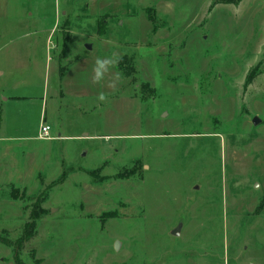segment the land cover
Masks as SVG:
<instances>
[{"label": "rangeland", "instance_id": "1", "mask_svg": "<svg viewBox=\"0 0 264 264\" xmlns=\"http://www.w3.org/2000/svg\"><path fill=\"white\" fill-rule=\"evenodd\" d=\"M29 221L25 264H264V0H0V264Z\"/></svg>", "mask_w": 264, "mask_h": 264}, {"label": "trees", "instance_id": "2", "mask_svg": "<svg viewBox=\"0 0 264 264\" xmlns=\"http://www.w3.org/2000/svg\"><path fill=\"white\" fill-rule=\"evenodd\" d=\"M219 1H223L229 4H237L239 3L241 0H217V2ZM124 60V59H123ZM126 64H124V66H126L129 63V60L126 59ZM35 232H36V221H29L26 223V225L24 226V230L23 232L19 235L18 240L16 241V245H15V264H25L21 258V249L24 245V243L26 241H29L30 239H32L35 236ZM2 240V239H1ZM3 241H6L5 239ZM7 242V241H6Z\"/></svg>", "mask_w": 264, "mask_h": 264}, {"label": "built area", "instance_id": "3", "mask_svg": "<svg viewBox=\"0 0 264 264\" xmlns=\"http://www.w3.org/2000/svg\"><path fill=\"white\" fill-rule=\"evenodd\" d=\"M39 139H41V140L54 139V136L52 135V126L51 125L46 124L44 122L41 124Z\"/></svg>", "mask_w": 264, "mask_h": 264}, {"label": "water", "instance_id": "4", "mask_svg": "<svg viewBox=\"0 0 264 264\" xmlns=\"http://www.w3.org/2000/svg\"><path fill=\"white\" fill-rule=\"evenodd\" d=\"M86 46H87V48H90V45L86 44ZM260 122H261L260 118L258 116H254V118H253V124L257 125ZM181 226H182V223H180L179 225H177V227L175 229H173L171 231V233L173 235H175V236H178L180 234L179 232H180ZM118 247H119V241H116L114 249H118Z\"/></svg>", "mask_w": 264, "mask_h": 264}, {"label": "crops", "instance_id": "5", "mask_svg": "<svg viewBox=\"0 0 264 264\" xmlns=\"http://www.w3.org/2000/svg\"><path fill=\"white\" fill-rule=\"evenodd\" d=\"M66 14L67 16H68V14H67V11H64L63 12V14ZM46 123L45 121H44V119L42 120V122H41V124L42 123ZM41 124H40V126H41ZM47 124V123H46ZM49 124V123H48ZM52 126V125H51ZM54 129L52 128V135L54 136V140L55 139H60L61 138V136H60V132H58V134H55V132L53 131ZM39 133H40V130H39ZM65 138H67V137H74V136H70V135H67V136H64ZM76 138H77V136H76ZM80 138V137H79ZM38 139H39V135H38Z\"/></svg>", "mask_w": 264, "mask_h": 264}]
</instances>
